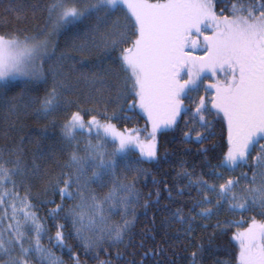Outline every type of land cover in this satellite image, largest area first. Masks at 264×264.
Returning <instances> with one entry per match:
<instances>
[{
  "label": "trees",
  "instance_id": "obj_1",
  "mask_svg": "<svg viewBox=\"0 0 264 264\" xmlns=\"http://www.w3.org/2000/svg\"><path fill=\"white\" fill-rule=\"evenodd\" d=\"M59 2L0 0V37L42 36ZM210 4L222 17L264 16V0ZM138 40L125 7H92L60 31L41 78L0 82V167L39 222L45 256L24 252L14 264H242L240 236L254 223L263 228L264 244V196H252L264 138L247 159L229 165L228 125L203 83L183 97L178 121L158 132L153 156L121 149L98 132L69 130L78 120L149 139L139 78L129 63ZM91 145L104 151L103 164L96 162L102 171L85 182L79 172ZM119 185L131 191L111 211L119 228L91 229L87 215Z\"/></svg>",
  "mask_w": 264,
  "mask_h": 264
},
{
  "label": "rangeland",
  "instance_id": "obj_2",
  "mask_svg": "<svg viewBox=\"0 0 264 264\" xmlns=\"http://www.w3.org/2000/svg\"><path fill=\"white\" fill-rule=\"evenodd\" d=\"M100 5L125 7L138 25L139 40L129 63L139 78L142 110L150 123L149 139L140 142L99 123L78 120L69 124V130L98 132L116 140L121 149L133 146L153 156L156 135L178 121L183 97L206 76V87L213 92L228 125L233 147L227 163L247 159L252 145L264 138V16L222 17L214 12L210 0H60L53 8V22L42 36L27 40L0 37V82L41 78L43 63L52 56L60 31ZM103 154L99 147H89L79 172L85 182L99 177L102 168L97 163L103 164ZM257 166L261 174L255 178L252 196L258 200L264 196V154ZM130 192L119 185L97 212L87 215L91 229L119 228L111 211ZM253 225L240 236L242 264H264L263 228ZM40 232L30 205L14 192L8 173L0 167V256L8 259L0 264H14L18 255L28 251L44 260ZM48 259L56 262L53 257Z\"/></svg>",
  "mask_w": 264,
  "mask_h": 264
},
{
  "label": "flooded vegetation",
  "instance_id": "obj_3",
  "mask_svg": "<svg viewBox=\"0 0 264 264\" xmlns=\"http://www.w3.org/2000/svg\"><path fill=\"white\" fill-rule=\"evenodd\" d=\"M263 55H264V54H263ZM257 56H259V55L257 54ZM260 56H261V55H260ZM245 59H249V58L246 57ZM240 67H241L242 70L245 68V67H243L241 64H240ZM250 70H251V69H250ZM205 77H206V76H205ZM205 77H204V79L201 81V83H203V86H204V83H205V81H206V78H205ZM208 78H209V77L207 76V79H208ZM201 83H200V84H201ZM200 84H199V85H200ZM195 88H196V87H194L193 89H195ZM204 88L207 89V87H206V83H205ZM193 89H191V90H193ZM189 91H190V90H189ZM189 91H188V92H189Z\"/></svg>",
  "mask_w": 264,
  "mask_h": 264
},
{
  "label": "bare ground",
  "instance_id": "obj_4",
  "mask_svg": "<svg viewBox=\"0 0 264 264\" xmlns=\"http://www.w3.org/2000/svg\"><path fill=\"white\" fill-rule=\"evenodd\" d=\"M88 120V119H87ZM94 187V186H93Z\"/></svg>",
  "mask_w": 264,
  "mask_h": 264
}]
</instances>
